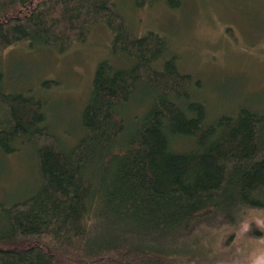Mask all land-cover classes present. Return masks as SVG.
<instances>
[{
	"label": "trees",
	"instance_id": "obj_1",
	"mask_svg": "<svg viewBox=\"0 0 264 264\" xmlns=\"http://www.w3.org/2000/svg\"><path fill=\"white\" fill-rule=\"evenodd\" d=\"M119 1L0 0V52L28 43L63 54L99 25L112 38L71 147L46 126L43 100L6 91L0 70V152L32 148L40 178L27 198L0 202V264H184L202 229L238 228L264 210V112L239 106L208 122L192 95L200 80L180 71L163 34L135 33ZM161 1L182 4H134ZM132 101L142 112L128 128ZM178 138L193 146L176 148ZM247 236L263 229L252 224Z\"/></svg>",
	"mask_w": 264,
	"mask_h": 264
},
{
	"label": "rangeland",
	"instance_id": "obj_2",
	"mask_svg": "<svg viewBox=\"0 0 264 264\" xmlns=\"http://www.w3.org/2000/svg\"><path fill=\"white\" fill-rule=\"evenodd\" d=\"M181 1L177 9L163 1L144 9H138L134 0H120L118 5L135 33L155 30L163 34L170 52L178 57L180 71L200 80L192 95L206 103L208 122L233 113L239 106L264 112V0ZM103 26L93 29L88 44H75L63 54L34 51L36 48L31 49L28 43L0 52L5 90L41 98L46 126L66 147L73 146L83 135L81 115L94 70L110 53L107 46L112 38ZM109 57L117 66L130 63L126 57ZM45 78L59 83L44 89L41 83ZM143 98L139 95L140 100ZM137 103L128 105V128L132 125L129 119L142 112ZM174 146L188 150L193 142L178 138ZM39 182L32 148L24 147L10 155L0 152L1 203L27 198ZM252 224L263 229L261 239L247 236ZM200 232L203 233L195 237L198 241L184 264H264V210L248 211L238 228H204Z\"/></svg>",
	"mask_w": 264,
	"mask_h": 264
}]
</instances>
